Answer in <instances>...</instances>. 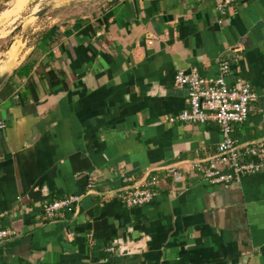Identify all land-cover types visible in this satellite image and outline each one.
Returning a JSON list of instances; mask_svg holds the SVG:
<instances>
[{
  "label": "crops",
  "instance_id": "1",
  "mask_svg": "<svg viewBox=\"0 0 264 264\" xmlns=\"http://www.w3.org/2000/svg\"><path fill=\"white\" fill-rule=\"evenodd\" d=\"M222 1L66 0L36 22L0 86V229L15 232L0 264H264V164L209 184L195 166L216 156L218 126L168 121L188 109L178 71L214 78L227 63L226 83L255 94L231 137H264V0L220 15ZM168 166L181 181L151 173L148 204L117 200L122 177ZM68 195L73 211L45 220L42 206Z\"/></svg>",
  "mask_w": 264,
  "mask_h": 264
},
{
  "label": "built area",
  "instance_id": "2",
  "mask_svg": "<svg viewBox=\"0 0 264 264\" xmlns=\"http://www.w3.org/2000/svg\"><path fill=\"white\" fill-rule=\"evenodd\" d=\"M236 1L223 0L217 5V12L225 15L226 10ZM229 71L230 66L227 63L220 64L219 74L214 78L202 77L195 71H178L174 83L187 89L188 109L168 121L199 125L213 122L218 126L222 141L216 147V156L205 166L196 165L195 168L205 182L231 188L243 176L260 172L264 164V141L241 150L237 148L239 142L231 137L232 126L244 124L248 120L250 103L255 99V94L241 81L228 85L225 78ZM15 98L18 96L15 95ZM2 128L4 124L0 121V129ZM167 172L173 180L181 181V175L176 170L170 169ZM134 183L137 182L131 177L121 178L122 187ZM159 184L158 178L148 177L137 187L117 193L116 198L126 208L141 207L156 197ZM88 187L89 191L95 189L94 183H90ZM79 200L80 196L68 195L45 203L42 206L44 219L54 220L63 212L73 211ZM14 235L13 229H0V243L10 240Z\"/></svg>",
  "mask_w": 264,
  "mask_h": 264
},
{
  "label": "rangeland",
  "instance_id": "3",
  "mask_svg": "<svg viewBox=\"0 0 264 264\" xmlns=\"http://www.w3.org/2000/svg\"><path fill=\"white\" fill-rule=\"evenodd\" d=\"M72 1L94 4L92 9L100 5V0H71V3ZM64 2L66 0H0V74L4 71L11 72L17 67L26 48L34 42L35 35L39 32L34 31L35 24L45 15L37 18L33 14L47 6L51 8L52 5H61ZM15 53H18V57L17 61L14 60L13 68L4 69V65Z\"/></svg>",
  "mask_w": 264,
  "mask_h": 264
},
{
  "label": "water",
  "instance_id": "4",
  "mask_svg": "<svg viewBox=\"0 0 264 264\" xmlns=\"http://www.w3.org/2000/svg\"><path fill=\"white\" fill-rule=\"evenodd\" d=\"M49 8H50L49 6H47L45 8H42V9L38 10L36 13H34L33 16L37 17V18H41L43 15L46 14V12L49 10ZM7 77H8V73L7 72H5V73L0 75V86L3 84V82L6 80ZM263 141H264V137L262 139H260V140L252 141V142H249V143L240 144L237 148H242V147H247V146H250V145H255V144L261 143ZM208 161H210V160H208ZM171 168H172V166H168V167H165V168H153V169H150V170L145 172L143 178L139 182L134 183V184L129 185V186H126V187H122L121 189H119L117 191H114L113 193L116 194V193H119V192L127 190V189H133V188L137 187L139 184H141L142 182H144L151 173H153V172H155L157 170H161V169L167 170V169H171ZM90 193H92V192H90Z\"/></svg>",
  "mask_w": 264,
  "mask_h": 264
},
{
  "label": "trees",
  "instance_id": "5",
  "mask_svg": "<svg viewBox=\"0 0 264 264\" xmlns=\"http://www.w3.org/2000/svg\"><path fill=\"white\" fill-rule=\"evenodd\" d=\"M45 76L50 85H53L54 82H56V76L54 75L52 71L47 72Z\"/></svg>",
  "mask_w": 264,
  "mask_h": 264
}]
</instances>
